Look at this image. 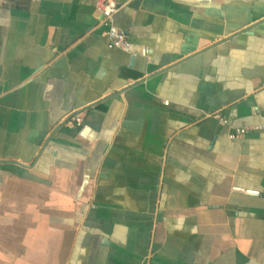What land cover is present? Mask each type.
Returning <instances> with one entry per match:
<instances>
[{
  "label": "crops",
  "instance_id": "crops-1",
  "mask_svg": "<svg viewBox=\"0 0 264 264\" xmlns=\"http://www.w3.org/2000/svg\"><path fill=\"white\" fill-rule=\"evenodd\" d=\"M121 1L0 0V264H264V0Z\"/></svg>",
  "mask_w": 264,
  "mask_h": 264
},
{
  "label": "built area",
  "instance_id": "built-area-1",
  "mask_svg": "<svg viewBox=\"0 0 264 264\" xmlns=\"http://www.w3.org/2000/svg\"><path fill=\"white\" fill-rule=\"evenodd\" d=\"M122 7L123 3L121 0H96V10L101 15L100 24L106 31L110 47L123 50L127 53H131L132 45L127 33L115 24V16L120 12ZM144 53L146 54L147 50H145ZM218 118L221 122L227 123V120H225V118L221 116H218ZM72 120L75 121L76 125L78 126H81L83 123V119L79 115L73 116ZM255 128L264 129V123L260 126H256ZM251 129L252 128L248 127L235 128L231 131L229 137L232 140H237L244 136ZM233 190L252 196L260 195L259 190L247 189L240 186L233 187Z\"/></svg>",
  "mask_w": 264,
  "mask_h": 264
},
{
  "label": "water",
  "instance_id": "water-1",
  "mask_svg": "<svg viewBox=\"0 0 264 264\" xmlns=\"http://www.w3.org/2000/svg\"><path fill=\"white\" fill-rule=\"evenodd\" d=\"M249 31V30H248Z\"/></svg>",
  "mask_w": 264,
  "mask_h": 264
}]
</instances>
